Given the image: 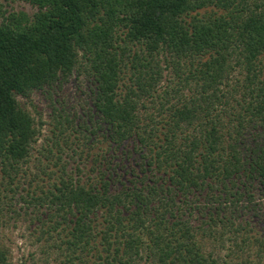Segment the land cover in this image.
I'll return each instance as SVG.
<instances>
[{
  "label": "trees",
  "instance_id": "trees-1",
  "mask_svg": "<svg viewBox=\"0 0 264 264\" xmlns=\"http://www.w3.org/2000/svg\"><path fill=\"white\" fill-rule=\"evenodd\" d=\"M21 1L0 12V231L26 221L43 264H264V0ZM74 71L99 122L68 167L17 97Z\"/></svg>",
  "mask_w": 264,
  "mask_h": 264
},
{
  "label": "rangeland",
  "instance_id": "rangeland-1",
  "mask_svg": "<svg viewBox=\"0 0 264 264\" xmlns=\"http://www.w3.org/2000/svg\"><path fill=\"white\" fill-rule=\"evenodd\" d=\"M35 10L29 3L21 0H0V12L23 11L32 14ZM233 76L234 79H242L237 71L232 78ZM179 81L181 79L174 77L169 68L163 72L159 86L161 89H168ZM93 90V80L82 72L74 71L66 81L56 82L42 91H34L28 97H17L21 106L41 125L35 151L44 146H52V142L56 141L64 153L70 148L75 151H68V156L63 154L68 167L84 165L87 155L88 159L92 158V155L86 153L79 157V153L86 150L79 147L75 136L84 141L82 134H88L85 127L93 128V124L99 122L92 103ZM165 98H171L170 94L165 95ZM98 139L101 140L100 136ZM53 151L56 152L57 149ZM34 155H37L36 152ZM27 225L24 220L10 221L0 231V240L10 250L11 264H43L41 244L31 236Z\"/></svg>",
  "mask_w": 264,
  "mask_h": 264
}]
</instances>
